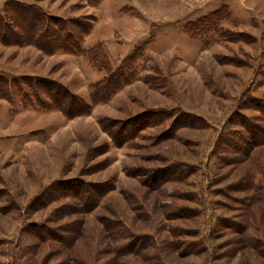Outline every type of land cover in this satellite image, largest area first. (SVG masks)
<instances>
[{
    "label": "rangeland",
    "instance_id": "obj_1",
    "mask_svg": "<svg viewBox=\"0 0 264 264\" xmlns=\"http://www.w3.org/2000/svg\"><path fill=\"white\" fill-rule=\"evenodd\" d=\"M15 1L95 21L52 55L0 44V264H264V0Z\"/></svg>",
    "mask_w": 264,
    "mask_h": 264
},
{
    "label": "trees",
    "instance_id": "obj_2",
    "mask_svg": "<svg viewBox=\"0 0 264 264\" xmlns=\"http://www.w3.org/2000/svg\"><path fill=\"white\" fill-rule=\"evenodd\" d=\"M91 1V0H88ZM98 4L99 1L90 2ZM94 19L85 18H63L49 14L36 4H25L15 0L7 1L0 6V44L4 46L27 47L33 46L52 55L60 50H67L70 46L80 45L87 37L94 25ZM100 47H95L89 54V61L97 66L96 60ZM97 51V52H96ZM97 57L95 61L93 58ZM131 59H133L131 57ZM130 62V61H129ZM133 69V68H132ZM131 69V70H132ZM128 68L118 67L109 74L101 84L93 86L91 98L92 105L106 103L111 97L131 78ZM33 92L39 100V94L47 97L52 106L67 116L87 114L91 106L83 102L77 96L69 93L67 89L55 81L45 79H30ZM5 76L0 74V98L11 99V84ZM264 110V105H261ZM245 130H251L253 125L241 121ZM254 129V127L252 128ZM255 141V138H254ZM247 144H249L247 142ZM88 202V201H87ZM86 202V203H87ZM128 245L124 246L127 247ZM131 252V251H129ZM132 253V252H131Z\"/></svg>",
    "mask_w": 264,
    "mask_h": 264
}]
</instances>
